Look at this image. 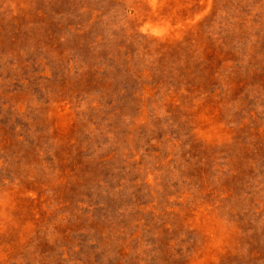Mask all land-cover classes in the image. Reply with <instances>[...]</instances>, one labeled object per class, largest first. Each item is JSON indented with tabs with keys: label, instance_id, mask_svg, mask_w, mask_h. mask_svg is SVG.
<instances>
[{
	"label": "rangeland",
	"instance_id": "rangeland-1",
	"mask_svg": "<svg viewBox=\"0 0 264 264\" xmlns=\"http://www.w3.org/2000/svg\"><path fill=\"white\" fill-rule=\"evenodd\" d=\"M0 264H264V0H0Z\"/></svg>",
	"mask_w": 264,
	"mask_h": 264
}]
</instances>
